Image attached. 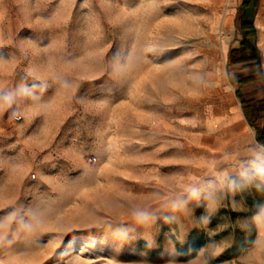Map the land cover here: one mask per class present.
<instances>
[{
    "label": "rangeland",
    "instance_id": "374dc122",
    "mask_svg": "<svg viewBox=\"0 0 264 264\" xmlns=\"http://www.w3.org/2000/svg\"><path fill=\"white\" fill-rule=\"evenodd\" d=\"M242 1L0 0V83L34 86L0 115V264H264L244 159L191 172L208 118L239 112ZM256 16L264 45V0Z\"/></svg>",
    "mask_w": 264,
    "mask_h": 264
},
{
    "label": "crops",
    "instance_id": "0c3cea01",
    "mask_svg": "<svg viewBox=\"0 0 264 264\" xmlns=\"http://www.w3.org/2000/svg\"><path fill=\"white\" fill-rule=\"evenodd\" d=\"M256 15L257 12L254 19V23L257 27ZM257 29L259 32L258 46L264 60L263 50L259 45L260 29L258 27ZM230 94L232 93L228 95ZM232 95L234 96V94ZM232 107V104H230V111H228L226 115L219 114L208 118L206 135L207 155L205 159L199 161L195 167L192 168L191 172L195 177L200 179L225 178L238 168L237 165L241 160L244 159L245 161L248 158L251 154V146L256 145L257 131L255 130L254 133L250 131L251 127L249 125L251 124L248 122L241 104H239V112L237 114L232 112Z\"/></svg>",
    "mask_w": 264,
    "mask_h": 264
},
{
    "label": "trees",
    "instance_id": "16d2710c",
    "mask_svg": "<svg viewBox=\"0 0 264 264\" xmlns=\"http://www.w3.org/2000/svg\"><path fill=\"white\" fill-rule=\"evenodd\" d=\"M260 5L261 0H243L238 9L241 38L239 46L229 50V64L252 69L246 73L238 71L234 77L229 73V79L237 85L236 96L248 122L256 128L257 141L264 142V65L258 46V29L254 23ZM250 85H254V88L245 93L244 88ZM259 100L263 102V107L258 105ZM258 120H262V126L256 124Z\"/></svg>",
    "mask_w": 264,
    "mask_h": 264
},
{
    "label": "clouds",
    "instance_id": "9594fccd",
    "mask_svg": "<svg viewBox=\"0 0 264 264\" xmlns=\"http://www.w3.org/2000/svg\"><path fill=\"white\" fill-rule=\"evenodd\" d=\"M33 85L15 83L10 85L0 83V115L7 114L10 119H15L21 115L23 110L17 107L19 100H28L32 96ZM239 179L243 182V186L250 192L264 200V142L257 141L256 145L251 146V154L242 163V167L238 173ZM223 181V177L221 178ZM227 187L230 193H235L239 185L236 178H227ZM219 206L220 202H215ZM210 205V204H209ZM208 205V207H209ZM173 211H182L179 207H174ZM134 223L138 229H143L150 222L149 214L144 210H138L133 214ZM27 232H32L37 227V221L25 223L23 225ZM122 243L128 242L127 234L117 237Z\"/></svg>",
    "mask_w": 264,
    "mask_h": 264
},
{
    "label": "bare ground",
    "instance_id": "6f19581e",
    "mask_svg": "<svg viewBox=\"0 0 264 264\" xmlns=\"http://www.w3.org/2000/svg\"><path fill=\"white\" fill-rule=\"evenodd\" d=\"M261 38V37H260ZM259 45H260V47L262 48L264 45H263V43H262V41H259ZM264 51V50H263ZM232 98V97H231ZM233 99V98H232ZM236 111V110H235Z\"/></svg>",
    "mask_w": 264,
    "mask_h": 264
},
{
    "label": "flooded vegetation",
    "instance_id": "af4514ba",
    "mask_svg": "<svg viewBox=\"0 0 264 264\" xmlns=\"http://www.w3.org/2000/svg\"><path fill=\"white\" fill-rule=\"evenodd\" d=\"M252 68L251 67H248V68H246V71H250Z\"/></svg>",
    "mask_w": 264,
    "mask_h": 264
}]
</instances>
